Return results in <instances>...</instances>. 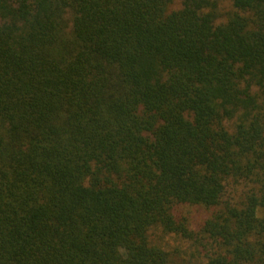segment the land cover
I'll use <instances>...</instances> for the list:
<instances>
[{
    "label": "trees",
    "instance_id": "trees-1",
    "mask_svg": "<svg viewBox=\"0 0 264 264\" xmlns=\"http://www.w3.org/2000/svg\"><path fill=\"white\" fill-rule=\"evenodd\" d=\"M0 264H264V0H0Z\"/></svg>",
    "mask_w": 264,
    "mask_h": 264
},
{
    "label": "rangeland",
    "instance_id": "rangeland-1",
    "mask_svg": "<svg viewBox=\"0 0 264 264\" xmlns=\"http://www.w3.org/2000/svg\"><path fill=\"white\" fill-rule=\"evenodd\" d=\"M177 216L179 215H187L191 222L192 227L199 229L203 224L204 220L209 216V212L199 206H191V205H179L176 208Z\"/></svg>",
    "mask_w": 264,
    "mask_h": 264
}]
</instances>
